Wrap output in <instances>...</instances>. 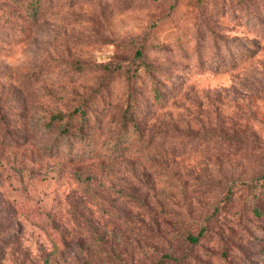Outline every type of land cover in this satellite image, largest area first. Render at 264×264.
I'll use <instances>...</instances> for the list:
<instances>
[{
    "label": "rangeland",
    "instance_id": "374dc122",
    "mask_svg": "<svg viewBox=\"0 0 264 264\" xmlns=\"http://www.w3.org/2000/svg\"><path fill=\"white\" fill-rule=\"evenodd\" d=\"M41 1L0 0V264H264V0Z\"/></svg>",
    "mask_w": 264,
    "mask_h": 264
},
{
    "label": "trees",
    "instance_id": "16d2710c",
    "mask_svg": "<svg viewBox=\"0 0 264 264\" xmlns=\"http://www.w3.org/2000/svg\"><path fill=\"white\" fill-rule=\"evenodd\" d=\"M42 7H43V2L41 0H28L27 8L30 9L32 13L35 14L36 12L40 11L42 9ZM154 90H155L156 93L159 92L157 88H155ZM75 110H77V109H75ZM79 113L80 114H85L86 111H85V109L80 108V112ZM52 116H53V118L62 117V114L54 113V114H52ZM66 126L67 125H65V127ZM65 127L62 128L63 131H67L68 130V129L66 130ZM72 127H73V133L75 135H77V136H84V135H86V133L90 132L89 125L80 124V125H75V126L72 125ZM193 239H196V237H193Z\"/></svg>",
    "mask_w": 264,
    "mask_h": 264
}]
</instances>
